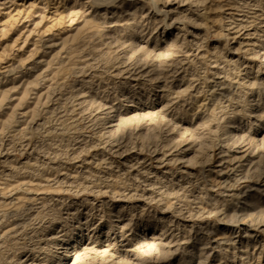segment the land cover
I'll list each match as a JSON object with an SVG mask.
<instances>
[{"label":"rangeland","instance_id":"rangeland-1","mask_svg":"<svg viewBox=\"0 0 264 264\" xmlns=\"http://www.w3.org/2000/svg\"><path fill=\"white\" fill-rule=\"evenodd\" d=\"M0 264H264V0H0Z\"/></svg>","mask_w":264,"mask_h":264},{"label":"bare ground","instance_id":"bare-ground-1","mask_svg":"<svg viewBox=\"0 0 264 264\" xmlns=\"http://www.w3.org/2000/svg\"><path fill=\"white\" fill-rule=\"evenodd\" d=\"M11 22H12V20H11ZM5 29V28H4ZM6 30V29H5ZM3 32H5V31H3Z\"/></svg>","mask_w":264,"mask_h":264}]
</instances>
